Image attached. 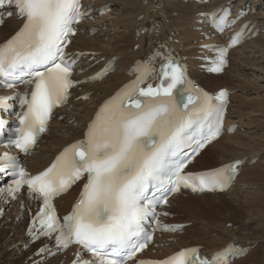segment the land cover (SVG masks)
Segmentation results:
<instances>
[{"label": "snow or ice", "instance_id": "1", "mask_svg": "<svg viewBox=\"0 0 264 264\" xmlns=\"http://www.w3.org/2000/svg\"><path fill=\"white\" fill-rule=\"evenodd\" d=\"M7 2L16 6L25 22L0 45V84L8 88L18 82L33 86L30 97L17 94L26 110L19 116L18 137L11 141L28 153L47 131L53 110L67 103L69 90L78 83L72 79L76 60L65 48L74 35V25L90 8L84 7L82 0ZM4 3L0 0V5ZM217 15L211 14L213 23L222 32L229 23L228 14L225 12L218 22ZM3 22L0 19V24ZM240 35L232 39V46L240 42ZM226 56L227 48H219L209 71H223ZM160 71L163 79L157 86L149 83L142 87L145 77L140 76L105 101L87 126L84 139L65 148L44 171L31 175L16 157H3L7 167L17 170L13 174L15 188L9 192L27 185L30 194L43 200L41 234L58 233V246L67 248L75 243L94 257L75 264H126V258L148 246L152 233L145 230L144 221L155 215L157 205L168 202L169 193L181 188L193 192L223 190L233 179L239 161L208 173H185L189 158L184 149L192 147L193 153H198L221 135L225 104L214 105L213 97L193 86V94L187 96L182 108L177 107L171 102L173 90L191 83L186 70L168 58ZM227 95L221 91L217 99L226 103ZM6 99L0 98V107H7ZM3 126L0 121V128ZM85 174L80 198L61 224L52 201ZM163 230L176 229L165 226ZM198 251L185 249L165 260H142L140 264H231V255L242 250L230 247L212 262L202 259Z\"/></svg>", "mask_w": 264, "mask_h": 264}, {"label": "bare ground", "instance_id": "2", "mask_svg": "<svg viewBox=\"0 0 264 264\" xmlns=\"http://www.w3.org/2000/svg\"><path fill=\"white\" fill-rule=\"evenodd\" d=\"M228 1L234 0H215L205 5L192 2V0L187 2L182 0H148L147 3H144L143 0H96L95 4L97 6L114 5L115 7L110 13L97 18L91 23L99 29L96 35L91 36L88 32V26H91V24L82 26V30L74 38L71 48L73 50L94 52L88 57L93 55L95 60L84 64L85 67L92 65L93 62L101 58L107 60L116 56L118 58L117 70L109 74L102 82L85 84L81 90H76L77 94H84L89 91H93V94L88 101H72V105L61 111L62 119L53 120V124L42 136L33 153L26 157L27 169L38 172L48 164L60 147L82 137L83 128L98 103L129 78L126 75L127 68L137 57L151 50L150 42L152 38L161 33H164L165 37L173 34L174 39L179 40L175 45L186 57L190 64L191 73L199 84L212 92H217L221 88L234 91L228 120L238 123L239 129L251 125L249 116L244 117L242 108L236 102L240 96L237 89L242 87L236 81L243 74L240 73L236 76L230 72L233 70L243 71V67H250L248 65L250 62L254 66L248 68L250 70L247 71L246 77H244L245 80L247 82H257L256 84H260V81L264 80V35L262 34L255 40L231 51V65L224 73H230L231 76L227 74L228 77L217 80L223 74H208L197 67L200 64L197 58L206 55L200 48V45L205 42L200 30L210 32L206 27V23H201L203 17L200 13ZM235 1L245 4L250 0ZM253 3H260L258 5L259 11L252 16L253 20L257 23L258 28L264 29V1L261 3L260 0H252V5ZM160 17L163 18V26L158 25L159 29H156V31H159V33L155 34L152 30L144 32L139 37L136 36L137 28L147 26L149 29L152 24H156L157 19ZM19 24L20 21L15 18L9 19L0 29V42L6 39ZM135 45H138L137 50L134 49ZM261 87L264 88V84ZM256 102L258 101L256 100ZM254 133L259 137H264V134ZM246 135L247 133L239 134V132H236L234 135L225 134L220 137L201 152L192 168L193 170H204L236 159H246V166L243 167L242 172L237 177V182L244 180L245 186L238 188L236 183L226 193H197L183 190L174 195L168 201V205L163 208V212L167 213V215H164L165 221L171 223L189 222L190 224L185 227L182 233L173 236V241L165 238L162 241L164 246L155 245L149 256L163 257L182 246L196 244L203 245L210 251L219 250L227 242L236 241L244 247L251 248V250L246 257L236 260L234 264H264V253L261 252L264 251V161L249 166V163H253L251 160L254 161L255 158H258V154L263 153L260 151H264L261 150L264 149V140L254 138L252 135H249L248 139H243V137H247ZM211 154H218L216 164L206 163ZM258 168L260 169L258 170ZM248 173L252 177H248ZM75 194L76 192H71L60 197L57 200L58 205L61 207L68 204ZM226 195H229L230 198ZM224 197L229 200L224 199ZM42 202L41 197L30 194L27 189L22 190L15 202L9 199H6L3 203L0 202V208L6 207L7 209V207L12 206L7 211L8 213L5 211L3 214V220L12 217L13 223L17 222L20 225V229L15 233L17 236L10 235V237H7L6 235L10 231L8 229L4 231L7 244L0 250V263L66 264L73 256L71 250L64 254L58 253L54 257H49L47 253H44L43 256L39 257H44V260L41 263H35V260L39 258L35 257L34 250L41 244L29 243V238L25 236L28 212L19 222L17 217L21 213L17 208L22 206L25 211L34 210ZM174 204L176 206L173 208ZM239 213L241 215H238ZM236 215L238 216L235 217ZM234 217L242 222H238L239 226L235 231L225 226L227 222L233 220L229 218ZM22 227H24L23 231ZM26 247L30 249H26ZM57 249V247H53L51 250ZM257 253L261 256L260 260L255 258Z\"/></svg>", "mask_w": 264, "mask_h": 264}, {"label": "rangeland", "instance_id": "3", "mask_svg": "<svg viewBox=\"0 0 264 264\" xmlns=\"http://www.w3.org/2000/svg\"><path fill=\"white\" fill-rule=\"evenodd\" d=\"M95 0H92V2H94ZM112 9L115 7L114 5L113 6H110ZM263 35H264V33H263ZM178 41V40H177ZM135 48V47H134ZM244 63V62H243ZM242 63V64H243ZM240 64V63H239ZM241 64V65H242ZM245 65V64H244ZM248 65L250 66V67H248V68H252L254 65L253 64H251L250 62L248 63ZM198 68H199V66H197ZM244 69H243V71L242 70H239V71H236V70H233V71H231L230 73H234L236 76H238L240 73L241 74H243V76H240L239 77V80H237L236 82L237 83H239L240 85H242V87L240 88V89H237V92L240 94V96H239V98L237 99V104L242 108V112H243V114H244V117H247V116H249V118H250V123H251V125H249V126H243V127H241L240 129H239V127H238V129L236 130V132H239V134H245V133H247V137H243V139H248V136L249 135H252V137H254V138H258V139H260V140H264V137H259L257 134H255L254 132H257V133H260V134H264V120L262 121V119H264V88L263 87H261V85H263L264 84V80H262V81H260V84H256L257 82H253V81H249V82H247L246 80H245V78L244 77H246L245 75L247 74V71L248 70H250V69H248V68H246V67H243ZM228 74L229 76H231V74ZM227 74H223V76H221V77H219V78H217V80H222V79H224L225 77H228V75ZM222 75V74H221ZM216 80V79H215ZM253 83V84H252ZM251 85V86H250ZM257 85V86H256ZM254 86V87H253ZM257 88V89H256ZM263 88V90H261ZM263 91V92H262ZM256 97H260L259 98V100H258V98H256ZM241 98V99H240ZM247 100V101H246ZM256 100L258 101V102H256ZM261 100V101H260ZM263 100V101H262ZM245 101V102H244ZM251 101H253V102H251ZM247 102V103H246ZM250 102V104L252 105H248V103ZM263 102V103H262ZM258 104V105H257ZM259 104H261V105H259ZM246 105H248L247 107H246ZM263 106V107H262ZM255 107V108H254ZM262 107V108H261ZM260 110V111H259ZM257 111V112H256ZM262 111V112H261ZM260 112V113H259ZM235 132V133H236ZM232 135H234V134H232ZM252 145V144H251ZM260 150V149H259ZM261 150H264V149H261ZM260 152H263V153H260V154H258L257 155V157L258 158H255V161H252L251 160V162H253V163H249V166L250 165H255V164H257L258 162H261V161H264V151H260ZM218 154L217 155H214V154H211V157H209L208 159H207V161H206V163L207 164H211V165H213V164H216L217 163V161H218ZM217 157V158H216ZM258 160V161H257ZM245 166H246V164H245ZM261 168V167H260ZM260 168H258V170L260 169ZM247 175H249V173L247 174ZM248 177H252V176H248ZM248 177H246V178H248ZM245 178V179H246ZM237 186H238V188H240V187H244L245 186V182H244V180H241L240 182H237ZM226 197H228V198H230V196L229 195H226ZM226 197H224V199H226V200H229L228 198H226ZM176 206V204H174V206H173V208ZM12 206H9V208H8V210L11 208ZM7 210V211H8ZM17 210H19V213H21L20 214V216H18L17 217V220L19 221V222H21L22 221V218H24V216H25V213H24V211H23V208H22V206H19L18 208H17ZM246 210V209H245ZM8 213V212H7ZM18 215V214H17ZM238 215H241V213H239ZM238 215H236L235 217H237ZM171 216H173V215H171ZM1 217V216H0ZM229 218V219H233L232 221H229V222H227L226 224H225V226L228 228V229H232L233 231H235V230H237V227L239 226V224H238V222L239 223H242V222H240L239 220H237V218ZM0 221H2L1 222V224H0V250H2V247H5V245L7 244V242L5 241L6 240V236L7 237H10V235H15V233H16V231L18 230V229H20V225L19 224H17V222L14 224L13 223V221H12V217H10V218H7V219H5V220H3V219H1L0 218ZM9 230L10 231V233H8L6 236H4V234H5V230ZM23 229H24V227H22V231H23ZM15 236H17V234L15 235ZM6 242V243H5ZM4 245V246H3ZM262 252V254L264 253V251H261ZM260 253V252H259ZM259 253H257L256 255H255V258L256 259H258V260H260V257L261 256H259ZM0 264H3V263H0Z\"/></svg>", "mask_w": 264, "mask_h": 264}]
</instances>
